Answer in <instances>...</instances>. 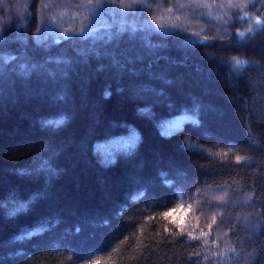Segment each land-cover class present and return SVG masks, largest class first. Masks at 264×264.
I'll list each match as a JSON object with an SVG mask.
<instances>
[{
  "label": "trees",
  "instance_id": "16d2710c",
  "mask_svg": "<svg viewBox=\"0 0 264 264\" xmlns=\"http://www.w3.org/2000/svg\"><path fill=\"white\" fill-rule=\"evenodd\" d=\"M43 1L0 0V264H264V0Z\"/></svg>",
  "mask_w": 264,
  "mask_h": 264
},
{
  "label": "rangeland",
  "instance_id": "374dc122",
  "mask_svg": "<svg viewBox=\"0 0 264 264\" xmlns=\"http://www.w3.org/2000/svg\"><path fill=\"white\" fill-rule=\"evenodd\" d=\"M44 11L46 18L44 17V26L39 38L44 39L45 34L52 32L55 35H63L65 33H71L74 28L80 29H93L106 20L102 16L104 12L110 13L113 11V6L106 5V0H101L103 7L100 9L97 4V0H44ZM42 2V4L44 3ZM229 1H244V0H209L208 7L215 8L214 10H208L209 15H218L223 13L229 4ZM172 13H169L170 15ZM211 15V16H213ZM42 22V23H43Z\"/></svg>",
  "mask_w": 264,
  "mask_h": 264
},
{
  "label": "snow or ice",
  "instance_id": "6c2138e0",
  "mask_svg": "<svg viewBox=\"0 0 264 264\" xmlns=\"http://www.w3.org/2000/svg\"><path fill=\"white\" fill-rule=\"evenodd\" d=\"M89 2H91V0H89ZM97 4L99 5L100 9L103 7V4L101 3V0H97ZM256 23H257V24H261L262 22L259 20V18H257ZM38 31H39V30H38ZM249 31H250V29H249ZM85 33H86V29H80V37L83 36ZM239 35H240L241 37H243V36H244V33L241 32V33H239ZM62 38H63V39H67V38H68L67 34H66L64 37H62ZM233 59H234V64H235V66H236V71H241L240 66H242V65L245 64L246 62H245V61H242V60H240V59H235V58H233ZM106 95H109V93H106ZM56 123L59 124V123H62V121H56ZM165 134H167V133H165ZM130 142H131V143H134V142H135V139L132 140V141H130ZM237 159L239 160L240 157H237ZM21 207H24V206L21 205ZM165 215H167V213H165ZM260 215H261V216H264V213H261ZM22 235L25 236V237H27V236H30L31 233L25 231V232L22 233ZM259 236H264V221H261V227H260V229H259Z\"/></svg>",
  "mask_w": 264,
  "mask_h": 264
}]
</instances>
